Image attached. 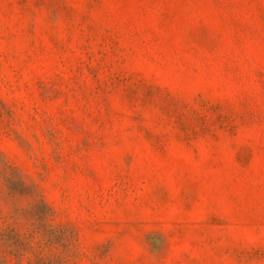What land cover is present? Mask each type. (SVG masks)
I'll return each instance as SVG.
<instances>
[{
	"label": "rangeland",
	"instance_id": "obj_1",
	"mask_svg": "<svg viewBox=\"0 0 264 264\" xmlns=\"http://www.w3.org/2000/svg\"><path fill=\"white\" fill-rule=\"evenodd\" d=\"M0 264H264V0H0Z\"/></svg>",
	"mask_w": 264,
	"mask_h": 264
}]
</instances>
